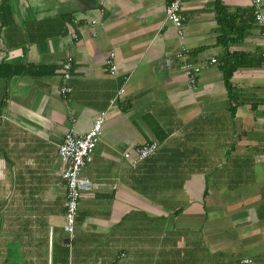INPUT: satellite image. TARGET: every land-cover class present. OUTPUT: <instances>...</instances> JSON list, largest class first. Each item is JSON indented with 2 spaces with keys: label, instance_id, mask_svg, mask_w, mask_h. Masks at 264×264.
Listing matches in <instances>:
<instances>
[{
  "label": "crops",
  "instance_id": "crops-1",
  "mask_svg": "<svg viewBox=\"0 0 264 264\" xmlns=\"http://www.w3.org/2000/svg\"><path fill=\"white\" fill-rule=\"evenodd\" d=\"M170 1L0 0L6 264H191L194 231L213 209L218 226L238 225L216 239L231 242L226 264H264V65L234 71V98L225 83L231 54L264 57L252 0H186L183 36L166 19ZM186 62L203 67L196 88ZM101 112L70 242L59 146ZM153 141L155 153L131 166L124 154Z\"/></svg>",
  "mask_w": 264,
  "mask_h": 264
},
{
  "label": "built area",
  "instance_id": "built-area-1",
  "mask_svg": "<svg viewBox=\"0 0 264 264\" xmlns=\"http://www.w3.org/2000/svg\"><path fill=\"white\" fill-rule=\"evenodd\" d=\"M186 0H171L165 7V15L168 22L172 23L178 30L179 35L184 34L185 16L183 6ZM254 22L261 28V35L264 38V11L263 0H252ZM75 23H78L75 20ZM93 23H97L94 21ZM77 38V35L75 36ZM115 54L112 52L108 59L109 73L116 75L118 68L114 63ZM217 62L212 58L211 64ZM182 69L190 80L192 87L196 88L197 79L203 69L201 64L186 62ZM73 59L70 57L64 63L62 75L65 81L72 78ZM63 93H68L71 87L64 85ZM107 119V113H99L91 127L84 134L74 131L66 132L62 144L59 146V155L63 163L61 177L65 187V224L64 231L67 233L69 241L72 242L76 237V218L79 210L80 198L83 193L89 191L92 182L83 175L85 167L92 161V154L103 136V128ZM158 142L153 141L140 146L136 149V158L133 159L130 153H125L127 159H131V166L137 167L138 164L150 157L158 148ZM249 260H246L248 263Z\"/></svg>",
  "mask_w": 264,
  "mask_h": 264
},
{
  "label": "rangeland",
  "instance_id": "rangeland-1",
  "mask_svg": "<svg viewBox=\"0 0 264 264\" xmlns=\"http://www.w3.org/2000/svg\"><path fill=\"white\" fill-rule=\"evenodd\" d=\"M99 148V147H98ZM216 211L213 209L210 213V219L211 220L209 223H206L205 225L202 226L201 228V233H200V227L199 230H195L194 233H196V236L199 238L200 235H202L203 237V244H204V248L207 247V249H203L199 251V255H200V260L198 264H226V262L223 260L222 256H221V252L228 249L227 244L231 243L229 240H226V238H224V240H220L217 241L216 237L217 236H221L222 235H226V234H230L232 232V230L234 231H238V225L233 223V226H229V225H225L226 222L224 223H220V225L218 226V221L216 222ZM215 217V219H214ZM182 221V219L180 220V222ZM214 221L216 222V224L214 223ZM231 221V219L229 220ZM194 222V221H192ZM218 228V232L217 229ZM169 229V228H167ZM172 231V227L170 230H168L166 232V234H171ZM220 233V234H218ZM180 234V232H179ZM189 236V234H188ZM163 243H165L164 240H162ZM225 245V246H224ZM218 248V250H216ZM239 248V245L236 247ZM209 249L210 251H213L212 253H210L209 255ZM15 254V253H13ZM16 254L18 255V252H16ZM15 254V255H16ZM206 254V256H205ZM13 256V255H12ZM214 258L213 260H209V258ZM13 258V257H12ZM228 258L230 259L231 256H228ZM232 259V258H231ZM11 260H16V259H11ZM22 263V261H21ZM0 264H6L4 261V257H0ZM195 264V263H193Z\"/></svg>",
  "mask_w": 264,
  "mask_h": 264
},
{
  "label": "trees",
  "instance_id": "trees-1",
  "mask_svg": "<svg viewBox=\"0 0 264 264\" xmlns=\"http://www.w3.org/2000/svg\"><path fill=\"white\" fill-rule=\"evenodd\" d=\"M229 41V40H228ZM230 57H232V61H230V64H226L227 65V70L226 71V85L228 87V90H229V94L231 96V98H234L233 97V92H235V88L232 87L231 85V81H230V78L232 77L233 73L235 70L239 69V68H250V67H256L258 65H264V57H262L261 55H247V54H244V53H241V54H231ZM175 213H177L176 215H180L181 213H183L182 210H178L176 211ZM66 233V232H65ZM200 233H201V229H200ZM67 234V233H66ZM178 236H181V235H178ZM197 238V236H196ZM217 239V237H216ZM192 246H191V253H192V257L190 258L189 257V260H191V264L195 263V264H198L200 260V255H199V251L200 250H203V249H207L204 248V242H203V237L202 235L199 236V238L193 240L192 242ZM166 244V243H164ZM176 246H177V243H175ZM175 246V248H177ZM168 245L166 244L165 245H162V249L163 250H167ZM218 250V249H217ZM213 251H210L209 249V255L210 253H212ZM187 253V252H186ZM206 256V254H205ZM14 259V258H13ZM214 258H209V260H213ZM187 262H188V258H186ZM183 262V261H182ZM181 262V264H183ZM185 263V262H184ZM229 264H234V261H229Z\"/></svg>",
  "mask_w": 264,
  "mask_h": 264
}]
</instances>
